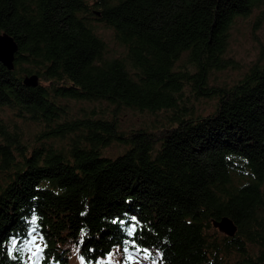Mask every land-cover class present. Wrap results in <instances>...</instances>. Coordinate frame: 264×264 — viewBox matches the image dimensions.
Listing matches in <instances>:
<instances>
[{
  "label": "trees",
  "instance_id": "16d2710c",
  "mask_svg": "<svg viewBox=\"0 0 264 264\" xmlns=\"http://www.w3.org/2000/svg\"><path fill=\"white\" fill-rule=\"evenodd\" d=\"M254 10L264 18V0H0V34L18 45L0 108L40 126L22 141L0 118V264H31L33 227L38 264H126L124 248L142 264H264V64L214 84ZM96 23L126 58L105 56ZM67 101L110 110L73 118ZM122 111L154 122L121 130ZM223 216L232 237L212 226Z\"/></svg>",
  "mask_w": 264,
  "mask_h": 264
},
{
  "label": "rangeland",
  "instance_id": "374dc122",
  "mask_svg": "<svg viewBox=\"0 0 264 264\" xmlns=\"http://www.w3.org/2000/svg\"><path fill=\"white\" fill-rule=\"evenodd\" d=\"M258 10H254L246 17L238 18L230 30V38L228 46L225 50V58L231 60V66L224 70L217 71L214 74L215 83L218 85H230L234 81L240 79L245 72L253 65L264 64V18L260 16ZM96 34L103 40L105 44V56L108 59H124L127 57V52L124 46L118 43L113 31L105 27L102 23H96ZM69 108H71L70 115L73 118H80L86 110H110L104 104L88 103L85 101H67ZM197 111L203 115L208 114L213 107L211 99H201L195 103ZM122 111L121 123L119 124L121 130L129 131L130 129H138L143 123L154 122V118L149 115H136L133 113L124 114ZM119 114V115H120ZM0 118L5 122H14L22 130V141L32 142L35 135L39 133L40 126L36 123H24L19 119H15L8 109L0 108ZM117 148L111 145L105 150L107 155H115ZM224 217V216H223ZM115 264H120V257L111 254L107 257L109 261ZM138 264H142L138 262ZM147 264H159L156 259L149 258Z\"/></svg>",
  "mask_w": 264,
  "mask_h": 264
},
{
  "label": "water",
  "instance_id": "95a60500",
  "mask_svg": "<svg viewBox=\"0 0 264 264\" xmlns=\"http://www.w3.org/2000/svg\"><path fill=\"white\" fill-rule=\"evenodd\" d=\"M18 51V45L15 40L7 33L0 34V63L9 71L14 69L15 54ZM39 83L37 75L26 76L23 84L28 87H36ZM212 226L218 232L226 236H234L237 231L235 222L228 216H224L219 220H213Z\"/></svg>",
  "mask_w": 264,
  "mask_h": 264
},
{
  "label": "snow or ice",
  "instance_id": "6c2138e0",
  "mask_svg": "<svg viewBox=\"0 0 264 264\" xmlns=\"http://www.w3.org/2000/svg\"><path fill=\"white\" fill-rule=\"evenodd\" d=\"M135 219V218H133ZM32 224L35 225L36 224V218L33 217L32 219ZM137 232V225L135 223L131 224L129 227V230L127 232V235L130 237H133L136 235ZM36 233V228L33 227L32 229V233H30L29 235H31V239L28 241V252L30 253L28 259L31 262V264H38V261L41 258V255L44 251V247L41 246L38 242H37V238L34 235ZM43 236L39 237L40 241H43ZM46 246V245H44ZM132 247L136 248L137 251H139V248H137L136 242L135 240L132 241ZM12 248L13 250H17L18 245L16 243V241L12 242ZM124 253L127 254L126 255V264H138V261H134V257L129 253V249L128 248H124L123 249ZM145 255L147 256V253L145 252ZM18 259V257H15ZM109 261H111V257H109Z\"/></svg>",
  "mask_w": 264,
  "mask_h": 264
}]
</instances>
